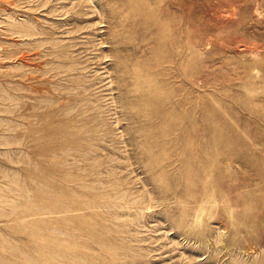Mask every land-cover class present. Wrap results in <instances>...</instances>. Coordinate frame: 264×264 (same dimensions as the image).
<instances>
[{
    "label": "rangeland",
    "instance_id": "rangeland-1",
    "mask_svg": "<svg viewBox=\"0 0 264 264\" xmlns=\"http://www.w3.org/2000/svg\"><path fill=\"white\" fill-rule=\"evenodd\" d=\"M0 264H264V0H0Z\"/></svg>",
    "mask_w": 264,
    "mask_h": 264
}]
</instances>
